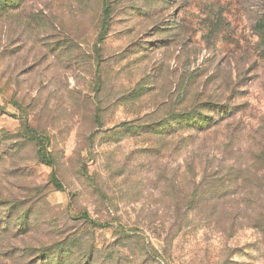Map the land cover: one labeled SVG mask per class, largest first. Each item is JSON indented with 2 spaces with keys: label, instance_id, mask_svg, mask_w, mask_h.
Here are the masks:
<instances>
[{
  "label": "rangeland",
  "instance_id": "rangeland-1",
  "mask_svg": "<svg viewBox=\"0 0 264 264\" xmlns=\"http://www.w3.org/2000/svg\"><path fill=\"white\" fill-rule=\"evenodd\" d=\"M256 175L264 0H0V264H264Z\"/></svg>",
  "mask_w": 264,
  "mask_h": 264
},
{
  "label": "trees",
  "instance_id": "trees-1",
  "mask_svg": "<svg viewBox=\"0 0 264 264\" xmlns=\"http://www.w3.org/2000/svg\"><path fill=\"white\" fill-rule=\"evenodd\" d=\"M221 113L218 112L216 118H211L206 124H199L196 123L193 125L195 121H198L201 117V114L199 111L192 110L191 112H182V113H176L175 111H170L166 115V119L160 121L159 123H155L151 121L149 126L151 127V133L155 134L160 137L169 136L173 130L174 126L169 123L171 121H175V124L178 128H184L183 126L188 123L189 126H192L194 129H196L199 133H206L210 129H213L214 127H217L223 119H221ZM157 126V128H155ZM178 132V131H176ZM233 175H212L208 176L210 179H212L211 182L214 183V185H208L210 189L217 191L216 195H220V193H223L225 191L224 189L227 187L228 182H232L233 186L235 187V178L232 177ZM246 179V178H245ZM253 178H247L246 181L251 182ZM256 181V189L262 192V195H264V178H260L259 175L255 176ZM209 184V183H208ZM199 189V186L195 185V192L194 195L197 194ZM253 194V189H251V193ZM87 220H91L89 217H86ZM94 225L96 224L94 221H91Z\"/></svg>",
  "mask_w": 264,
  "mask_h": 264
}]
</instances>
